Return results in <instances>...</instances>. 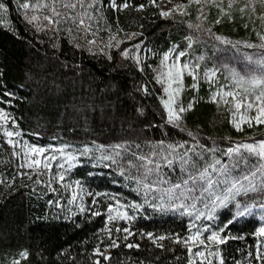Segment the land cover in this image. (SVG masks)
I'll return each instance as SVG.
<instances>
[{
    "label": "trees",
    "instance_id": "trees-1",
    "mask_svg": "<svg viewBox=\"0 0 264 264\" xmlns=\"http://www.w3.org/2000/svg\"><path fill=\"white\" fill-rule=\"evenodd\" d=\"M229 2L178 0L161 10L156 0H0L6 8L0 10V108L35 144L110 150L108 159L85 162L74 167L72 175L92 193L117 194L128 203L131 219L120 220L119 226L132 233L118 247L96 255L103 214L70 211L58 189L47 185L43 176L18 167L1 144L0 264H188L186 246L175 241L186 234L190 212L219 201L233 181L247 186L245 175L257 191L242 192L217 207L208 222L222 229L225 242L218 248L224 264H260L253 234L257 220L237 216L236 205H264V174L251 176L261 161L244 149L232 156L225 153L264 141V124L242 123L238 131L230 121V102L211 100L213 86L197 79L193 88L189 76L178 100L187 110L177 124H170L160 101L163 83L157 82L160 55L174 46L197 62L199 73L215 68L218 81L239 96L261 94V86L241 85L238 79L264 75L256 63L264 60V48L259 47L264 44V3L231 0L229 8ZM23 3L45 7L24 9ZM68 3L77 7L64 8ZM53 8L61 15L53 16ZM33 15L37 20L29 23ZM44 15L59 22L48 24ZM80 18L87 31L76 26ZM137 45L144 52L141 59L132 55ZM181 144L183 148L175 147ZM168 145L175 148L168 157L175 161L172 166L163 160L171 151ZM185 153L190 164L181 165ZM139 157L159 163V170L145 175L154 165ZM216 160L221 165L213 171L209 165ZM221 166L228 173L219 171ZM206 168L208 177L193 184L190 178ZM175 184L181 188L175 189ZM17 252L27 256L17 258Z\"/></svg>",
    "mask_w": 264,
    "mask_h": 264
},
{
    "label": "rangeland",
    "instance_id": "rangeland-1",
    "mask_svg": "<svg viewBox=\"0 0 264 264\" xmlns=\"http://www.w3.org/2000/svg\"><path fill=\"white\" fill-rule=\"evenodd\" d=\"M177 2L178 0H156V3L161 10H166L172 6H175ZM180 52L182 51L175 50L174 46H170L164 52L161 53L159 58V78L165 79V76L163 74L168 71V68L171 65L179 64L182 66L183 64H187L189 65L188 69H185L182 73L183 87L186 76H189L190 78V85L196 84L197 79H201L207 84L212 85L213 88L210 90L209 98L211 100L219 99L223 102L225 101L230 102V121L233 124V126H234L233 123L234 120L236 122H239L241 113L246 115L250 119L256 116L257 114L256 106L260 104H264L263 100L258 101L256 100V97H246L245 99L244 96L238 95L237 96L238 101L242 100L244 104L250 102L253 104V108L251 109L242 108L241 113H236L235 108L233 107L234 101L232 100V97L225 96L223 94L226 92H233L234 94H237V92H235L232 87L220 83L218 81L216 69L206 68V69H202L199 73L197 62L191 57L179 56ZM132 53H133L132 55L138 59H141L142 56L144 55L143 49L141 50V48H138L137 46L134 48V50H132ZM166 53L169 55V59L167 62L162 63L164 55ZM213 72H215L214 76L212 75ZM193 76H195L196 78L193 79ZM165 87H167V83H163V89ZM172 87L176 88L177 85L174 83ZM167 99H168V94H166L163 91V96L160 98L161 103L162 101ZM178 100H179V96L176 97V105L179 106ZM176 105H174V107ZM3 111L5 112V110ZM252 121L255 122L254 119H252ZM0 124H2V121H0ZM5 129L20 133L19 136H14L11 138L14 144H9L7 142L9 140V137L4 135ZM1 144L7 148L8 152L12 156V159L14 160V162L18 167L24 169L25 171L39 173V175L44 177L47 185H49L51 188L58 189L63 194L64 201L66 204H68L70 211L71 210L73 211L76 210L78 212L86 211V212H91L93 215H95V213L103 214L104 216L103 226L100 230L101 240L98 244L100 253H102V251L109 248V245L111 244L112 240H116L117 243L125 240L124 236L127 234L124 233L123 231H117V229H124L119 226L120 220L128 221L129 219L127 220L120 219L118 217V213L123 212V213H127V215L130 216L127 209L128 203L124 202L119 195L117 196V194L111 195V194H106L105 192L94 194L91 192L90 188H88L82 183L81 180L75 178L72 175V170L76 166L84 164L85 162L94 164V163H99L102 160H105V157L110 156V150H106L102 146H98V145H92V146L70 145L65 143L47 144L41 146L29 141L26 137H24L21 134V132L16 128V126L14 128L12 127V122L10 121L8 122L7 125L0 127V145ZM24 144H27L29 146L43 147L46 149V152L41 154L39 157H37L35 154H30L28 157H25L24 155L25 149L23 148ZM85 149H87L88 151H85ZM45 156L56 157L55 160L50 161L52 165L50 170H44L43 168L29 169L27 167L21 166L25 164L26 159L39 158L42 160L43 157ZM60 164H63L64 167L60 168L59 167ZM61 173H63L64 179L62 181H58L57 179H55V177H57ZM73 195H75L76 198L75 200H73L72 203H69V201L73 199ZM213 201H215V205H213ZM219 206H222L220 204V200L217 201L216 199H213L211 203L206 206L205 209L200 208L190 212L188 230L186 234L181 238V241L187 239V237L190 235H194L197 229H199L201 232L200 239L205 241L204 245H201L198 242L193 243L192 241H189V243L185 245L182 242V244L185 245L187 248L189 260L191 259L194 262V264H209V261H211V264H220V260L222 259V257L220 255V251L218 248L219 243H209L206 239L207 236H210L214 231H219L220 237L224 239V236L221 234V228H214L208 222L211 221L213 207H215L216 209ZM110 207L112 209L111 212H109ZM249 208L252 209L251 214H245V216L253 217L257 220V226L253 233L255 235V233L260 227H264V207L260 206L256 208L253 207H249ZM240 210H243V208H241ZM201 212H203L204 215H201L199 219H196L197 215H199ZM109 215L116 218L109 222L108 220ZM193 225H195V227H193ZM255 236H256L255 252L256 255H258L259 254L257 251L258 249L260 250V252H264V236H257V235ZM189 247L192 248L191 253H189L188 251ZM197 251L204 252L205 253L204 257H197L195 255ZM210 252L213 253V255H209ZM216 252H219V256L215 255ZM20 253L22 252H17L16 254L17 258L21 257ZM189 260H188V264H189ZM259 262L260 264H264V261H259ZM228 264H248V262L246 260H235Z\"/></svg>",
    "mask_w": 264,
    "mask_h": 264
},
{
    "label": "snow or ice",
    "instance_id": "snow-or-ice-1",
    "mask_svg": "<svg viewBox=\"0 0 264 264\" xmlns=\"http://www.w3.org/2000/svg\"><path fill=\"white\" fill-rule=\"evenodd\" d=\"M153 2H155V0H153ZM197 2H198V0H197ZM261 2L264 3V0H261ZM113 6H115V5H113ZM127 6H128L127 4L124 5V7H127ZM22 7L24 9H29L30 7H32V8H42V7H45V6L43 4L30 5L29 3H23ZM63 7L64 8H73L74 9V8L77 7V4L68 3V4H64ZM89 7H91V5H89ZM177 7H182V6H177ZM228 7L229 8L232 7L231 0H230V2L228 4ZM0 10H5L6 11L5 5L2 4V3H0ZM174 10L175 9H173V11ZM51 11L53 13V16H57L58 17V16L61 15V13L58 12L54 8L51 9ZM241 11H243V9H241ZM161 15L166 17V16L170 15V12H161ZM43 19L46 20L48 22V24H56V23L59 22V21L53 19L52 16H48V15H44ZM69 19H71V18H69ZM87 19L90 20V19H92V17L91 16H87ZM261 19H264V17H261ZM36 20H37V17L35 15H33L31 17L29 23L34 22ZM217 23H219V21H217ZM76 26L78 28H84L85 31L88 30L87 27L85 26V19H83V18L78 19V22L76 23ZM112 39H115V37H112ZM217 39H221V38L217 37ZM260 39H261V41H264V35H261ZM222 42L227 43V41H222ZM137 47H139V46L137 45ZM247 47L251 48V47H253V45L248 44ZM259 47L264 48V44L260 45ZM122 55L127 57V51L122 53ZM183 55H184L183 52L179 53V56H183ZM168 59H169V55L166 53L164 55L162 63L167 62ZM248 59H249L250 62L252 61V57H248ZM256 63L259 65V67L261 69H264V60L256 61ZM188 67H189V65H187V64H183L182 66L179 65V64H173V65H171L168 68V71L163 74L165 76V79H161L159 77L157 78V82L158 83H167V87L164 88V92L166 94H168V99L162 101V103H163V106H164L166 114H167V122L170 123V124H174V125L177 124L181 120V114L184 113L187 110L184 107L176 105V97L179 96V93H180V91L183 88L182 73H183V71L185 69H188ZM212 75L214 76L215 72H213ZM233 75H238V74L233 72ZM195 78L196 77L193 76V79H195ZM174 83L177 85L176 88L172 87ZM238 83L241 84V85H243L244 83H248L253 88H255L258 85L261 86V88H262L261 94L256 96V100H258V101L264 100V75H261V76H255V75L243 76V75H241V76H239ZM195 87H196V85L194 84L193 88H195ZM170 90H171V92H170ZM223 95L232 97V100L234 101L233 107L235 108L236 113H241V109L242 108H245V109L253 108V104L250 103V102L247 103V104H244L242 100L238 101L237 100V96L239 95L238 93L234 94L233 92H226ZM245 99H246V97H245ZM174 105H176V106L174 107ZM191 107H192V105L189 104L188 105V109H190ZM256 112H257L256 116L252 117L251 119L248 118L246 115L241 113L239 122H236L235 120L233 121L234 126L237 128V130L238 131L241 130V128H240L241 123L247 122L249 124V126H251L252 119H254L255 122L258 123V124H264V104L257 105L256 106ZM234 115H235V113H234ZM9 119H10L9 116L3 111V109H0V121H2V124H0V127H3L4 125H7L8 122H9ZM12 127L13 128L15 127V121L14 120L12 121ZM4 135L9 137V140L7 141L9 144H14V142H13V140L11 138L14 137V136H19L20 133L5 129ZM161 144H163V142H161ZM175 147L183 148L184 145L181 144V145H177ZM23 148L25 149V151H24L25 157H28L30 154H35L37 157H39L41 154L46 152V149L43 148V147L29 146L27 144H24ZM168 148L171 149V151L168 153V155L163 157V160L165 161V163L168 166H172L175 161L173 159H169L168 157L173 154V152L175 151V148L172 145H168ZM241 149L246 150L249 155H253V156L258 157L259 160L261 161L259 168L257 169L256 172L251 173V176L253 178H255L258 174H264V141H260L258 144H241V145H238L236 148H229L227 150V153H225V155L232 156V154L234 152L238 153V152H240ZM85 151H88V150L85 149ZM189 151H192V150L189 149ZM186 157H187V153H185L184 156L181 157V160H180L181 165L190 164V160L187 159ZM241 158H243V157H241ZM55 159H56L55 156H51V157L45 156V157H43L42 160L39 159V158H37V159H26L25 164H23L21 166L22 167H27L29 169H41V168H43L44 170H50L51 167H52L50 161H53ZM105 159H108V157H105ZM139 159L142 160V161L143 160H147V164H153L154 165V168H147V164L144 165L147 168V172H146L145 175L151 173L153 170H157L158 171L159 168H160V164L159 163H155L150 158L139 157ZM219 165H221V161L220 160H216L215 164L214 165H209V167H211L213 169V171H217L216 166H219ZM59 167L63 168L64 165L60 164ZM219 171L224 172V173H228L229 169L226 166H221L219 168ZM37 174H39V173H37ZM207 177H208V169L206 168L204 171L199 173L198 177L190 178V179H192V183L195 184L197 179L204 180ZM55 179H57L58 181H62L64 179L63 173L59 174L57 177H55ZM243 180L248 182L247 186L245 184L241 183L239 180H236V181L232 182L231 187H228V188L225 189V194L223 195V197L222 198L218 197V199H220V204L221 205L225 204L230 199L234 200L237 196L241 195L242 192L244 194H247V192H249V191H257V187L258 186L252 183V181L249 178V175H245L243 177ZM37 183H39V181H37ZM188 183H189L188 180L184 181V184H188ZM207 183H208L209 186H211L213 181L210 178H208L207 179ZM237 185H239V187ZM145 187H150V185L146 184ZM260 187H264V180L261 181ZM174 188L175 189H180L181 188V184H175ZM171 191H172V189H169V192H171ZM189 191H191V189H189ZM205 191H207V189H205ZM180 195L183 196V193H181ZM75 198H76L75 195H73V199L70 200L69 203H72L73 200H75ZM177 198H179V197H177ZM213 205H215V201H213ZM132 207L135 208V207H138V206L133 205ZM236 207L238 209V211L236 213L237 216H243L245 214H251L252 209L249 208V207H244L243 210H239L241 208L240 204H237ZM262 207H264V205H262ZM111 211H112V209L110 207L109 208V212H111ZM212 211H215V207H213ZM99 214L100 213H95V215H99ZM201 215H204V213L201 212L199 215H197L196 219H199ZM209 216H210V214H209ZM118 217L120 219H126V220L127 219H131V217L128 216L127 213H123V212L118 213ZM115 218L116 217H113V216L109 215L108 220L110 222V221H112ZM231 222L232 221L229 220L228 224H230ZM193 227H195V225H193ZM225 227H227V225H225ZM117 231H123L124 233L127 234V235L124 236L125 240L128 239V236L132 235V233L127 228L117 229ZM221 231H222V229H221ZM147 235H148V237L150 239H153V243H156V238H153L151 233H148ZM255 235L264 236V227H260L257 230V232L255 233ZM200 236H201V232H200L199 229H197V231H196V233L194 235L188 236L187 239H185L183 241H181L180 239H177L175 242L176 243L183 242L185 245H187L189 243V241H192L193 243L198 242L199 244L204 245L205 241L200 239ZM158 239H165V237H159ZM206 239H207V241L209 243H224L225 242L224 239H222L220 237V232L219 231L212 232V234L210 236H207ZM118 246L119 245L117 244L116 240H112L111 244L109 245V247H118ZM157 246L162 247V245H157ZM127 247L133 248V247H138V245L128 244ZM188 251H189V253H191L192 252V248L189 247ZM257 251H258L259 254L256 256V259L259 260V261H264V252H260L259 249ZM95 254L96 255H101L99 248L96 249ZM20 255L22 257H26L27 253L22 252V253H20ZM195 255L197 257H204L205 253L202 252V251H197L195 253ZM209 255H213V253L210 252ZM215 255L219 256V252H216ZM103 259L108 260L109 257L107 255H104ZM13 264H19V262L18 261H14ZM95 264H100V262L96 261ZM189 264H194V262L190 259L189 260ZM209 264H211V261H209ZM220 264H224L223 259L220 260Z\"/></svg>",
    "mask_w": 264,
    "mask_h": 264
}]
</instances>
